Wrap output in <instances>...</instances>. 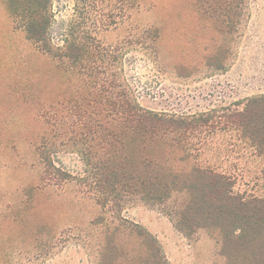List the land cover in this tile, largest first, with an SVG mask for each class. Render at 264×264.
I'll list each match as a JSON object with an SVG mask.
<instances>
[{"label":"rangeland","instance_id":"374dc122","mask_svg":"<svg viewBox=\"0 0 264 264\" xmlns=\"http://www.w3.org/2000/svg\"><path fill=\"white\" fill-rule=\"evenodd\" d=\"M14 1L0 0V264H142L137 229L166 264H233L215 233L176 229L184 197L105 201L84 160L133 126L121 114L135 106L192 123L168 154L181 168L264 197V162L229 118L264 96V0H48L60 58L28 39ZM72 42L82 52L63 58ZM136 134L132 152L176 148Z\"/></svg>","mask_w":264,"mask_h":264},{"label":"trees","instance_id":"16d2710c","mask_svg":"<svg viewBox=\"0 0 264 264\" xmlns=\"http://www.w3.org/2000/svg\"><path fill=\"white\" fill-rule=\"evenodd\" d=\"M5 1L11 3L13 0ZM18 1L20 3L14 2L19 9L13 12L22 16V27L28 39L40 52L60 58L47 41L48 0ZM74 52H82L81 47L75 42L69 43L62 57L73 59ZM126 109L131 114L124 111L121 119L133 126L121 128L102 150L89 154L84 160L103 200L118 204L126 197H135L158 206L173 197H184L174 214L175 227L180 233L189 236L206 229L217 235L221 255L232 259L233 264H239L240 259L244 264H264V197L234 193L232 179L226 174L197 165L181 168L185 158L170 160L168 154L179 150L181 132L193 129L192 123L141 111L135 106H126ZM231 115L229 118L248 141L249 148L264 162V96L246 100L241 111ZM139 132L157 138V143L168 149L171 147L168 140L173 136L176 148L167 152L164 148L150 151L145 143L132 152L123 142L136 138ZM136 233L143 239V245H148L150 261L144 260L142 264H166L156 241L139 229Z\"/></svg>","mask_w":264,"mask_h":264}]
</instances>
